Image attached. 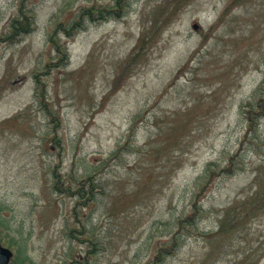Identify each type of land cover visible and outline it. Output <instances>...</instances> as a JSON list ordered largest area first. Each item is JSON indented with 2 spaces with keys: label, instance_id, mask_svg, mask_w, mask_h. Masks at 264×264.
Returning a JSON list of instances; mask_svg holds the SVG:
<instances>
[{
  "label": "rangeland",
  "instance_id": "1",
  "mask_svg": "<svg viewBox=\"0 0 264 264\" xmlns=\"http://www.w3.org/2000/svg\"><path fill=\"white\" fill-rule=\"evenodd\" d=\"M125 1L66 35L115 1L0 0L10 264H264V117L244 167L220 172L264 84V0ZM21 11L30 29L5 38ZM87 176L82 206L66 188Z\"/></svg>",
  "mask_w": 264,
  "mask_h": 264
},
{
  "label": "trees",
  "instance_id": "2",
  "mask_svg": "<svg viewBox=\"0 0 264 264\" xmlns=\"http://www.w3.org/2000/svg\"><path fill=\"white\" fill-rule=\"evenodd\" d=\"M114 9H109V8H96L94 7H89V8H83L80 10L79 14L76 16V18L70 22L69 27H63L61 24L58 25L59 30L63 31L66 33V35H71L72 31L74 30H79L80 27H82L81 24V19H83L86 16H90L92 21H94V17L101 18L104 17V14H113V17L117 18L120 16V11H124L123 8L125 9V5L128 4L127 1H122V0H114ZM117 9V11H116ZM92 11H96L97 16L90 15ZM9 30L7 31L8 33L6 34L7 39L14 38L15 36L19 35L20 33H25L28 32L27 30L30 29V20L29 17L22 13H19L16 17L12 18L9 22L8 26ZM58 47V45L56 46ZM63 54L64 60H67V55L65 53V49L61 51ZM241 114L243 115V122L245 126V131L243 139L241 140L240 145L238 146L237 150L235 153H233L232 156L229 157L228 160V165L225 168H222L220 172L224 173V175L229 176L235 173L236 171L242 169L244 167V155L248 152V150L252 149V146H256L257 141L259 140L260 133L258 134V125L260 122V119L264 117V84L258 85L251 93V95L248 97L245 103L241 104ZM210 165L206 167L204 170V174L201 176L204 177L206 172H211L210 170ZM57 178V177H55ZM199 179V177H198ZM57 181V180H56ZM58 184L55 183V189ZM95 180L94 177L87 176L86 178L80 179L76 182V185L74 189L66 188V191H69V195L75 196L76 197V202L82 203V206H85L89 204L88 201L92 202L95 200V193L94 188H95ZM60 189V188H59ZM58 189V190H59ZM60 191V190H59ZM195 205V203H193ZM1 211V208H0ZM7 225L5 223V219L0 215V229H6ZM175 239H173L172 243H175ZM15 260L18 263L23 262L24 260L28 261V258L23 256L20 258L19 255L14 256ZM160 259V252L159 255L156 256L153 264H155L158 260Z\"/></svg>",
  "mask_w": 264,
  "mask_h": 264
},
{
  "label": "water",
  "instance_id": "3",
  "mask_svg": "<svg viewBox=\"0 0 264 264\" xmlns=\"http://www.w3.org/2000/svg\"><path fill=\"white\" fill-rule=\"evenodd\" d=\"M195 26L196 25H193V27ZM11 255H12V252L8 248L3 247L0 244V264H7Z\"/></svg>",
  "mask_w": 264,
  "mask_h": 264
},
{
  "label": "flooded vegetation",
  "instance_id": "4",
  "mask_svg": "<svg viewBox=\"0 0 264 264\" xmlns=\"http://www.w3.org/2000/svg\"><path fill=\"white\" fill-rule=\"evenodd\" d=\"M8 264H10V262Z\"/></svg>",
  "mask_w": 264,
  "mask_h": 264
}]
</instances>
